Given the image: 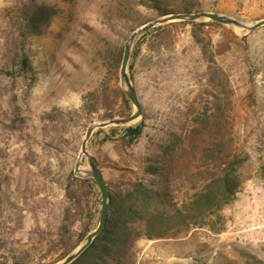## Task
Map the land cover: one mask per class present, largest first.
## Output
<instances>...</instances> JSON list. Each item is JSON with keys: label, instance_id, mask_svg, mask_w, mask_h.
I'll return each mask as SVG.
<instances>
[{"label": "rangeland", "instance_id": "1", "mask_svg": "<svg viewBox=\"0 0 264 264\" xmlns=\"http://www.w3.org/2000/svg\"><path fill=\"white\" fill-rule=\"evenodd\" d=\"M35 1L60 12L43 35L25 37L21 15L28 0H0V264L57 263L87 237L67 251L78 239L81 219L66 238L61 236L67 222L65 185L72 175L89 179L75 172L88 127L111 119L105 113L125 118L135 111L130 102L131 111L121 117L120 104L112 105L114 92L124 93V88L120 68L116 72L111 65L135 29L170 13L212 12L249 24L264 19V0ZM196 23L174 28L172 51L156 52L150 37L136 40L128 75L143 116L132 126L143 123L144 135L131 144L115 129L124 127L97 129L88 152L106 184L139 177L153 141L168 129H188L204 104L200 75L208 64L201 47L210 43L230 79L236 144L250 156L242 170L243 187L223 211L226 224L221 232L194 229L176 238L141 240L136 264H264V213L253 219L242 196L245 189L264 186L259 174L264 161V26L248 32ZM199 23H205L207 32L200 36L204 42L193 37ZM24 56L30 70L20 63ZM103 86L109 96L105 106L95 114L82 112L83 97ZM55 109L60 114L44 121ZM80 169L90 170L85 156ZM85 191L96 229L101 193L97 184ZM254 224L259 228L251 229Z\"/></svg>", "mask_w": 264, "mask_h": 264}, {"label": "trees", "instance_id": "2", "mask_svg": "<svg viewBox=\"0 0 264 264\" xmlns=\"http://www.w3.org/2000/svg\"><path fill=\"white\" fill-rule=\"evenodd\" d=\"M162 10V9H161ZM59 9L51 4L28 0L21 15L22 36L43 35L59 15ZM166 12H161L160 16ZM212 26L224 25L208 22ZM196 22H173L156 27L140 38L150 37L156 52L172 51L175 46L174 28ZM205 23L198 24L193 31L197 42H204ZM201 53L207 61L206 70L200 75L204 86L200 101L204 104L189 120L190 126L172 128L154 140L152 151L140 166V176L135 179H120L107 184L109 189V216L104 229L91 245L71 264H136L137 244L141 240L156 241L176 238L194 229H209L219 233L225 227V208L231 206L241 192L244 179L242 170L250 156L238 147L234 134L232 115V90L230 79L218 66L210 43L203 44ZM124 47L114 53L112 68L117 72L121 66ZM20 63L30 70L29 59L21 57ZM129 70L131 65L128 66ZM13 77L12 73H8ZM107 86L98 92L83 97L82 112L95 114L109 99ZM113 104H120L121 117L131 111V104L123 91L114 92ZM203 103V102H202ZM60 114L58 110L43 117L44 121ZM105 113L106 118H113ZM121 129V140L134 144L145 131L140 123ZM114 129V130H115ZM264 179V161L259 167ZM91 179L71 176L65 185V220L61 227L65 237L71 232L77 218L81 219V231L75 248L93 229L94 210L86 188H94ZM87 219H82V218ZM70 219L74 223L68 224ZM68 242V241H67Z\"/></svg>", "mask_w": 264, "mask_h": 264}, {"label": "water", "instance_id": "3", "mask_svg": "<svg viewBox=\"0 0 264 264\" xmlns=\"http://www.w3.org/2000/svg\"><path fill=\"white\" fill-rule=\"evenodd\" d=\"M204 21L218 23L233 29H242L248 32L255 31L264 26V19L256 23L249 24L243 21L232 19L225 15L212 13V12H199V13L186 12V13H170L166 16L153 19L152 21L138 27L130 34L124 45V52L120 67V76L123 83L124 93L128 98V100L135 107V111L132 115L125 118H111L108 120L98 121L91 124L86 131L84 140L81 145V153L79 156V160L77 161L75 166V172L77 174L83 172L86 178L93 179L95 181V183L97 184L100 190L101 198H102V207L100 211L99 224L94 231H92L87 235L84 242L76 250L71 252L62 261L53 264H71L91 245L93 240L96 238L97 235L101 233V231L104 229L107 223V219L109 216V189L96 159L92 157L88 152V142L91 139L93 133L97 129H104L111 126L129 127L135 124L143 116V110L139 102L136 90L133 87L131 79L128 75V64L130 61L132 48L136 40L144 33L156 27L163 26L169 23L204 22ZM83 156H85L89 161L90 170L88 171H83L80 169V163Z\"/></svg>", "mask_w": 264, "mask_h": 264}, {"label": "built area", "instance_id": "4", "mask_svg": "<svg viewBox=\"0 0 264 264\" xmlns=\"http://www.w3.org/2000/svg\"><path fill=\"white\" fill-rule=\"evenodd\" d=\"M242 196L249 207L252 209V218L262 216L264 213V186L257 187L256 189H245ZM258 225H253L251 229H258Z\"/></svg>", "mask_w": 264, "mask_h": 264}]
</instances>
